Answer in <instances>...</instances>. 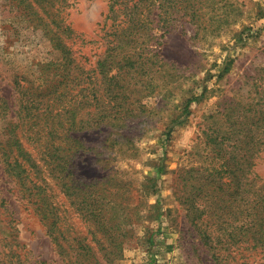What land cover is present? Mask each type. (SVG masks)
<instances>
[{"label": "rangeland", "instance_id": "374dc122", "mask_svg": "<svg viewBox=\"0 0 264 264\" xmlns=\"http://www.w3.org/2000/svg\"><path fill=\"white\" fill-rule=\"evenodd\" d=\"M206 5L208 23L197 34L185 16L152 30L148 44L158 63L143 91H134L140 98L136 106L140 101L143 106L126 125L68 133L71 168L65 180L72 184L74 176L81 177L86 185L79 196L89 201L92 192L107 188V220L118 222L112 231L116 242L102 238L97 245L91 222L74 208L71 188L60 190L46 175L55 199L63 203L68 231L92 244L99 262L91 264H215L210 244L241 224L246 194L239 183V148L229 140L228 153L218 154L203 130L226 131L236 107L251 103L264 110V0H209ZM61 8L77 33L69 43L79 68H94L105 47L100 35L107 0H65ZM35 9L42 12L34 0H0V145L10 137L9 118L20 116L19 109L21 116L27 113L16 80L32 90L45 87L55 74L59 56ZM193 95L198 98L185 111V99ZM27 120L22 141L32 150ZM1 153L0 148V264H65L27 193L25 173L6 169ZM257 162L255 170L264 175V157ZM91 178L99 180L93 184ZM110 251L106 263L102 255ZM243 254L240 264H264V251Z\"/></svg>", "mask_w": 264, "mask_h": 264}, {"label": "trees", "instance_id": "16d2710c", "mask_svg": "<svg viewBox=\"0 0 264 264\" xmlns=\"http://www.w3.org/2000/svg\"><path fill=\"white\" fill-rule=\"evenodd\" d=\"M34 1L42 12L35 9L33 13L42 23V29L59 57L53 62L56 63L55 74L45 87L38 84L32 90L29 87L24 89V85L16 80L21 101L27 102L20 106L27 109V113L23 117L19 109L20 116L9 118L6 127H10V137L0 145L1 154L6 169L13 170L12 173L18 170V176L25 173L24 179L30 183L27 193L33 198L32 204L65 264H91L92 260L98 263L93 246L86 237L68 231L63 203L55 199L46 175L56 179L60 190L71 188L74 208L82 218L91 222L89 231L97 245L102 244V238L108 239L109 244L116 242L117 237L112 231L118 222L107 220V205L111 202H106L107 188L92 192L89 195L92 201H89L85 195L79 196L83 191L81 187L86 185L81 177L74 176L72 184L65 180L71 168L70 160L66 158V152L70 150L66 147L68 133L103 124L126 125L125 120L135 116L136 108L143 106L141 101L136 106L140 98L134 97V91L138 88L143 91L144 84L148 85L146 78L153 71L152 65L158 63L154 58L157 53L148 44L154 38L152 30L166 27L178 16H185L195 24L197 34L207 26L206 3L209 0H107V21L102 28L104 33L100 35L105 47L97 56L94 68L87 71L79 68L69 43L77 33L60 14L65 0ZM196 98L198 96L193 95L185 99V111ZM27 117L30 135L27 137L32 150L22 141L24 118ZM229 117L230 127L226 131L203 130L206 142L214 144L218 154L228 153L227 146L232 144L229 140L234 141L232 147L239 148V183L246 194L240 210L241 224L236 227L238 230L232 229L227 237H218L209 246L215 264H240L244 250L264 251V175L255 170L258 159L264 157V110L258 111L250 103L240 110L237 107L231 109ZM87 180L95 184L99 179ZM106 234L110 235L109 238ZM111 253H103L106 263H109Z\"/></svg>", "mask_w": 264, "mask_h": 264}]
</instances>
